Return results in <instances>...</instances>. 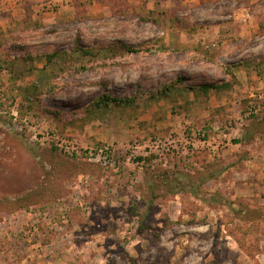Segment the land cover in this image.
<instances>
[{"label":"rangeland","instance_id":"374dc122","mask_svg":"<svg viewBox=\"0 0 264 264\" xmlns=\"http://www.w3.org/2000/svg\"><path fill=\"white\" fill-rule=\"evenodd\" d=\"M0 264H264V0H0Z\"/></svg>","mask_w":264,"mask_h":264},{"label":"trees","instance_id":"16d2710c","mask_svg":"<svg viewBox=\"0 0 264 264\" xmlns=\"http://www.w3.org/2000/svg\"><path fill=\"white\" fill-rule=\"evenodd\" d=\"M176 21L180 22L179 19H176ZM121 47L127 53H131V54H136V53H139L141 51L140 49H137V48H135L133 46L122 45ZM55 56L56 55H53V58ZM226 87H227V85H226ZM215 88H218V87L215 86V85H200V86H194L192 88H189V90H191L195 94V96H198L200 94L208 96L210 91L212 89H215ZM110 103L115 104V106H118V107H123V106H126V105L130 104L131 101L117 99V98H112V97H109V96L105 95L103 97H100V98L96 99L94 101L93 105H91V106H89L87 108L86 112H90L92 110V106L95 107V110H100L102 108H107ZM181 192H184V191H181Z\"/></svg>","mask_w":264,"mask_h":264}]
</instances>
